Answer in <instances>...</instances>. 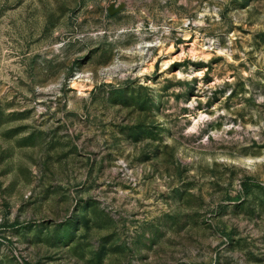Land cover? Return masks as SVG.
I'll list each match as a JSON object with an SVG mask.
<instances>
[{
	"label": "rangeland",
	"instance_id": "1",
	"mask_svg": "<svg viewBox=\"0 0 264 264\" xmlns=\"http://www.w3.org/2000/svg\"><path fill=\"white\" fill-rule=\"evenodd\" d=\"M0 264H264V0H0Z\"/></svg>",
	"mask_w": 264,
	"mask_h": 264
},
{
	"label": "water",
	"instance_id": "2",
	"mask_svg": "<svg viewBox=\"0 0 264 264\" xmlns=\"http://www.w3.org/2000/svg\"><path fill=\"white\" fill-rule=\"evenodd\" d=\"M111 13H113V12L111 11Z\"/></svg>",
	"mask_w": 264,
	"mask_h": 264
}]
</instances>
